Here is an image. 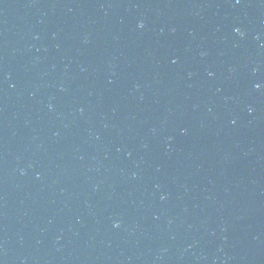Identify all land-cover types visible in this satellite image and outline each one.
I'll return each instance as SVG.
<instances>
[{
  "label": "water",
  "instance_id": "95a60500",
  "mask_svg": "<svg viewBox=\"0 0 264 264\" xmlns=\"http://www.w3.org/2000/svg\"><path fill=\"white\" fill-rule=\"evenodd\" d=\"M0 264H264V0H0Z\"/></svg>",
  "mask_w": 264,
  "mask_h": 264
},
{
  "label": "clouds",
  "instance_id": "9594fccd",
  "mask_svg": "<svg viewBox=\"0 0 264 264\" xmlns=\"http://www.w3.org/2000/svg\"><path fill=\"white\" fill-rule=\"evenodd\" d=\"M140 27H143V24H141ZM118 226H119V225H117V227H118Z\"/></svg>",
  "mask_w": 264,
  "mask_h": 264
},
{
  "label": "snow or ice",
  "instance_id": "6c2138e0",
  "mask_svg": "<svg viewBox=\"0 0 264 264\" xmlns=\"http://www.w3.org/2000/svg\"><path fill=\"white\" fill-rule=\"evenodd\" d=\"M237 2L239 3V0H237Z\"/></svg>",
  "mask_w": 264,
  "mask_h": 264
}]
</instances>
